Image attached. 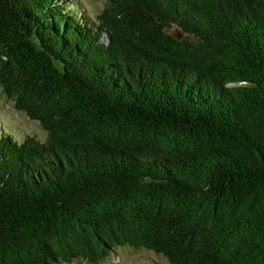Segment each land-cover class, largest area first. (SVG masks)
Segmentation results:
<instances>
[{
    "label": "trees",
    "instance_id": "obj_1",
    "mask_svg": "<svg viewBox=\"0 0 264 264\" xmlns=\"http://www.w3.org/2000/svg\"><path fill=\"white\" fill-rule=\"evenodd\" d=\"M82 8L0 0V264H264V0Z\"/></svg>",
    "mask_w": 264,
    "mask_h": 264
},
{
    "label": "rangeland",
    "instance_id": "obj_2",
    "mask_svg": "<svg viewBox=\"0 0 264 264\" xmlns=\"http://www.w3.org/2000/svg\"><path fill=\"white\" fill-rule=\"evenodd\" d=\"M83 7V12L88 13L90 18L96 17L106 5L107 0H78ZM177 29L173 31L176 32ZM5 121L14 129L16 137L22 139L26 134H33L37 138L45 136L38 122L29 119L26 115L18 112L12 102L5 96L0 87V129L5 128ZM60 264H90L85 261ZM96 264H167V260L161 254L154 251L129 247L117 248L110 257Z\"/></svg>",
    "mask_w": 264,
    "mask_h": 264
},
{
    "label": "water",
    "instance_id": "obj_3",
    "mask_svg": "<svg viewBox=\"0 0 264 264\" xmlns=\"http://www.w3.org/2000/svg\"><path fill=\"white\" fill-rule=\"evenodd\" d=\"M180 31L176 30V32H173L172 34L176 37V38H180Z\"/></svg>",
    "mask_w": 264,
    "mask_h": 264
}]
</instances>
